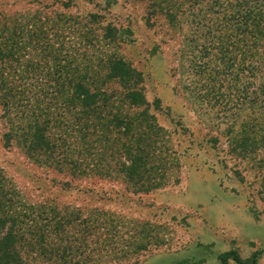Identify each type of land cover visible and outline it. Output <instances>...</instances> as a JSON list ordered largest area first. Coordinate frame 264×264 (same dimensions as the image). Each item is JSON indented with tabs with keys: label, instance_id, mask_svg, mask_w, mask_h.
I'll use <instances>...</instances> for the list:
<instances>
[{
	"label": "trees",
	"instance_id": "16d2710c",
	"mask_svg": "<svg viewBox=\"0 0 264 264\" xmlns=\"http://www.w3.org/2000/svg\"><path fill=\"white\" fill-rule=\"evenodd\" d=\"M148 1L147 22L164 16L174 28L187 23L198 31L187 43L191 50L186 52L194 54L188 70H182L191 75L185 88L197 106L222 118L243 107L252 109L241 134H235L236 121L228 131L238 145L234 151L241 157L254 155L256 165L264 168V0ZM64 15L65 21L58 12L37 9L0 13V133L5 144L16 142L32 162L70 180L95 176L133 184L152 177L156 181L157 176L141 174L139 165L158 154L161 171L172 167L171 155L166 157L161 148L168 139L156 116L164 109L160 99L148 101L143 73L116 51L92 50L93 36L68 30L73 16ZM96 29L87 33L99 39ZM113 29L101 35L107 47H119L124 40L110 36ZM160 175L164 178L165 173ZM64 186H72L71 181ZM91 190L84 192L90 199L106 198ZM124 217L98 206L31 201L0 169V264H102L101 242L112 253L109 264L123 259L138 264L140 254L127 258L140 248V221H132L125 237L129 220ZM155 235V248L166 244ZM259 253L245 261L228 251L219 260L257 264Z\"/></svg>",
	"mask_w": 264,
	"mask_h": 264
},
{
	"label": "rangeland",
	"instance_id": "374dc122",
	"mask_svg": "<svg viewBox=\"0 0 264 264\" xmlns=\"http://www.w3.org/2000/svg\"><path fill=\"white\" fill-rule=\"evenodd\" d=\"M55 1L0 0V13L25 14L37 9L58 12L64 21V13L71 14L73 22L67 29L79 30L84 38L93 36L92 50L116 51L141 71L147 100L159 98L164 107L156 111V116L166 131L163 138L168 140L161 148L166 157L171 155L172 167L161 171L163 164L155 154L154 159L140 162L139 167L141 174L157 176L156 181L152 177L133 184L95 176L70 180L66 174L32 162L16 142L7 146L0 133V169L31 201L56 200L61 205L84 209L98 206L123 214L124 220H129L123 228L125 234L131 230L133 220L140 221V248L127 258L140 254L138 264H220L219 256L228 251L237 252L245 261L261 252L257 264H264V168L256 165L254 155L241 157L239 151H234L238 145L231 142L228 131V125L236 121L235 134H241L252 109L243 107L222 118L218 112L207 111L192 101L191 91L185 88L191 75L182 74V70H188L194 54L189 52L188 39L198 36V31L187 23L181 29L174 28L164 16L150 18L148 24V0H58L53 5ZM62 1L70 2L63 5ZM47 3L52 5L44 8ZM92 13L99 17H90ZM98 20L108 29L99 27ZM94 27L100 33L99 39L87 33ZM111 28L115 29L110 36L124 39L119 47L110 46L112 49L105 45L106 38H101ZM216 132L218 137L213 138ZM161 173H165L164 178ZM65 181H71L72 186L65 187ZM138 188L140 192L132 191ZM88 189L96 195L104 193L106 198L90 199L84 193ZM155 234L166 244L155 248ZM133 240L136 237L130 242ZM100 249L105 255L101 263H111L109 247L101 242ZM126 263L125 259L117 262ZM229 264L238 263L230 259Z\"/></svg>",
	"mask_w": 264,
	"mask_h": 264
}]
</instances>
